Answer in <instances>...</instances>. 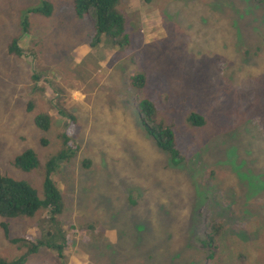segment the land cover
<instances>
[{
    "label": "rangeland",
    "instance_id": "obj_1",
    "mask_svg": "<svg viewBox=\"0 0 264 264\" xmlns=\"http://www.w3.org/2000/svg\"><path fill=\"white\" fill-rule=\"evenodd\" d=\"M46 7L50 15L31 13ZM119 10L127 48L93 46V20L76 15L74 0H0V174L43 201L53 162L63 198L57 217L44 208L0 217L10 234L0 226V256L264 264V3L120 0ZM146 100L157 124L173 127L180 159L145 131ZM44 115L48 130L36 124ZM28 150L38 157L30 172L14 165ZM214 223L223 232L207 243Z\"/></svg>",
    "mask_w": 264,
    "mask_h": 264
},
{
    "label": "trees",
    "instance_id": "obj_2",
    "mask_svg": "<svg viewBox=\"0 0 264 264\" xmlns=\"http://www.w3.org/2000/svg\"><path fill=\"white\" fill-rule=\"evenodd\" d=\"M258 3H264V0H254ZM120 0H74V9L76 15L81 18L90 17L94 24V35L92 45L102 44L106 40H110L112 44L120 48L130 46V35L126 30V22L123 14L119 10ZM31 13L51 14V9L46 7L43 10H33ZM19 51L17 40L10 47V52ZM146 76L137 75L132 78L134 87L143 88L146 85ZM144 123L147 126V134L154 139L157 147L168 152L172 157L180 159L177 138L172 126L165 124H157L156 109L152 101L146 100L140 106ZM50 117L39 116L36 118V124L43 129L51 127ZM191 120L194 126L200 127L204 125V119L198 115H192ZM63 137L65 144L69 141ZM74 153H71V156ZM65 154H60L59 160L64 158ZM68 156V155H67ZM68 156L67 158H70ZM66 158V159H67ZM53 162L50 164L45 177V200H40L37 192L27 183L19 182L12 178L0 174V217L4 219L33 218L42 208L48 210L52 216H58L63 211V198L57 186L53 181L52 175ZM16 168L32 171L38 166V157L32 150L24 152L15 161ZM89 164L86 168H89ZM4 231L6 238L10 239L9 226L7 223L0 225ZM223 232L221 223H214L211 226L210 233L207 235L206 242L215 244ZM26 237L22 235L18 239L11 242L19 243L25 241ZM34 252V251H33ZM28 255L19 258L16 261H8L0 256V264H27Z\"/></svg>",
    "mask_w": 264,
    "mask_h": 264
}]
</instances>
